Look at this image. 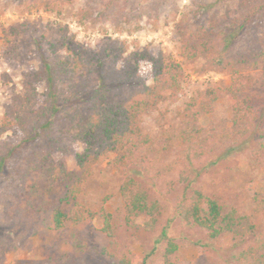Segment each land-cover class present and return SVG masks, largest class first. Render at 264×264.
<instances>
[{"label":"trees","instance_id":"1","mask_svg":"<svg viewBox=\"0 0 264 264\" xmlns=\"http://www.w3.org/2000/svg\"><path fill=\"white\" fill-rule=\"evenodd\" d=\"M139 7V0H33L30 6V10L43 11L54 19L34 23L28 29L33 33L40 65L24 74L22 92L13 96L0 119V138L8 133L22 136L18 144L0 156V175L9 167L8 160L10 165L15 159L22 163L15 179L12 208L35 211L41 219L42 237H67L58 264H88L85 254L90 243L83 228L93 222L99 224L97 231L104 242L99 254L111 264H149L156 260L160 264H179L181 245L167 229L145 258L128 248L127 241L139 242L145 232L154 230L162 212L134 171L149 173L154 162L161 163V156L176 147L184 152L189 147L192 163L207 155L200 140L203 129L199 121L204 114L212 113L219 100L232 103L237 135L244 138L254 129L260 131L262 142L255 155L264 151V0H239L236 11H241L243 17L231 26L209 16L206 10L181 12L176 7L173 19L178 20L175 28L182 64L170 54L153 52L137 42L109 39L86 48L62 20L66 12L72 11L79 25H90L92 29L111 19L118 33L127 31L126 25L132 22V32H144L143 15H154L158 21L161 11L170 5L169 0H157L142 10L138 20L133 11ZM1 32L4 57L22 61L16 39L26 33L25 26H1ZM239 44L244 49L233 51ZM197 62L202 64V73L224 74L230 82L220 81L198 90L186 104L187 126L173 127L175 131L167 133L159 149L144 132L143 120L159 105L178 102L183 64ZM143 65L150 66L151 84L143 76ZM107 66L116 71L108 74ZM90 77L98 81L97 86ZM2 79L9 78L0 77V82ZM107 80L114 81L108 84ZM43 84L47 98L39 106L38 87ZM62 85L69 91L65 102ZM126 85L131 92L124 97ZM88 101L94 102L87 113L62 115L69 104ZM78 143L83 150L75 154L78 170L71 172L64 158L75 153L74 145ZM57 155L62 158L57 159ZM107 159H112V168L124 176L119 188L124 206L117 215L105 207L109 198L102 197L101 205L89 198L94 172ZM186 171L183 181L187 179ZM189 190L190 194L174 209L183 227H198L212 241L227 239L239 248L235 254L239 264H264V195H256L255 205L242 212L233 204L209 197L202 189ZM141 217L147 218L144 226L138 222ZM8 249L9 242L0 236V260ZM51 261L41 264H54Z\"/></svg>","mask_w":264,"mask_h":264},{"label":"rangeland","instance_id":"2","mask_svg":"<svg viewBox=\"0 0 264 264\" xmlns=\"http://www.w3.org/2000/svg\"><path fill=\"white\" fill-rule=\"evenodd\" d=\"M32 1L0 0V77L9 78L2 79L0 82V119L4 115L5 107L12 103L13 96L22 92L24 74L32 69H38L40 65L39 53L34 44L35 39L32 31L28 29L34 23L54 19L53 16L43 11L30 10ZM139 1L142 7L133 11V16L138 20H140L138 16L142 10L157 0ZM238 4L239 0H169L170 7L161 11L158 21L154 15L151 18L143 15L144 32H132V22L131 25H126L127 31L118 33L111 19L104 20L102 24L92 29L90 25H79L72 11L66 12L62 20L69 24L70 34L75 35L77 42L86 48L109 39L117 42L127 41L128 44L137 42L142 47L149 46L153 52L162 51L170 54L177 63L182 64L184 60L180 55V41L175 28L178 20L173 19L175 8L177 7L181 12L206 10L209 16L231 26L232 22L241 20L243 17L241 11H236ZM155 23L158 29L155 28ZM1 26L6 29L25 26L26 33L16 39L22 61L4 57L5 45ZM242 46V44L236 45L233 51H242L244 49ZM201 67V62L183 64L182 94L178 102L159 105L158 110L144 118V132L151 136L159 149H162V140L168 136L167 133L175 131L173 127L180 129L187 126L186 104L198 90L215 86L220 81L230 82L229 76L215 72L202 73ZM113 70L116 71L107 66L108 74ZM141 70L144 78H147V84H151L150 66L143 65ZM117 80L115 78V85L118 84ZM113 81L107 80L106 82L109 84ZM91 82L93 86L98 85V81H93L92 78ZM60 88L65 102V96L69 95L68 88L66 85ZM38 92L39 106H43L48 92L46 86L44 84L39 86ZM130 92L131 88L125 87L123 96L127 97ZM94 101H88L87 104H69L63 110L62 115L75 116L77 113H87ZM234 118L232 103L226 99L219 100L214 104L212 113L204 114L199 121V127L203 129L200 140L203 141L207 155L192 163L189 153L191 149L187 147L184 152L176 147L170 154L161 156L159 159L161 163L154 162V167L150 168L149 173L141 169L134 171L139 173L140 181L151 193L153 200L158 201L162 207L154 230L145 232L139 242L127 241L128 248L134 254L145 258L146 252L154 248L162 232L167 229L168 235L178 240L181 245L179 264H239L235 259L239 248H234L225 238L217 241L210 240L208 234L198 227H183L174 211L175 206L183 197L190 194L189 188L202 189L209 197L233 204L242 212H248L255 205L256 195H264V151L259 156L255 155V151L262 142L260 131L254 129L248 136L242 138L236 134L239 128L234 127ZM21 137V135L12 133L2 136L0 156H3L8 148L18 144ZM74 150L75 153L64 158L71 172L78 170L75 154L82 152L83 146L79 143L75 144ZM56 158L61 159L62 156L57 155ZM111 160H105L95 170L90 182L89 198L93 204L97 205L102 204V197L109 198L105 207L109 212L117 215L124 206L119 194L124 176L112 168ZM8 163L9 167L6 166V171L0 175V236L9 242V249L5 257L0 260V264H41L48 259L58 264L56 261L58 262L62 257L63 248L67 247L65 244L67 237L54 235L42 237L40 235L41 219L35 211L13 210L12 206L16 200L14 190L17 186L15 179H18L17 171L19 167H22V163L18 159L11 162V165L9 160ZM191 164L192 168L189 167ZM187 169L189 170L186 171ZM185 171L187 179L183 181L182 174ZM146 221L147 218L141 217L138 222L144 226ZM98 228L99 224L96 222L83 228L90 243L85 254L86 260L88 264H111L99 254L104 242H102L103 237L97 231ZM149 264H160V262L156 260L155 263Z\"/></svg>","mask_w":264,"mask_h":264}]
</instances>
